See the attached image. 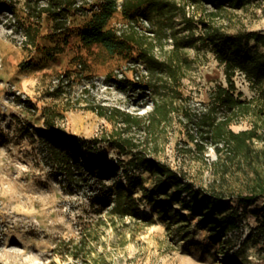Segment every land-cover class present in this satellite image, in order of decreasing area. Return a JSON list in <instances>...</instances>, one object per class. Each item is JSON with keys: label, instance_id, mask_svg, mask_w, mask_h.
Returning a JSON list of instances; mask_svg holds the SVG:
<instances>
[{"label": "rangeland", "instance_id": "obj_1", "mask_svg": "<svg viewBox=\"0 0 264 264\" xmlns=\"http://www.w3.org/2000/svg\"><path fill=\"white\" fill-rule=\"evenodd\" d=\"M5 3L10 0H0V116L7 133V141H0V264H103V261L110 264H264L254 246L248 249L247 258L240 256L242 260L236 262L230 249L224 250L221 244L212 242L208 231L197 224L198 218H185L190 234L178 228L180 223L169 227L144 196L156 181L141 165L135 171L140 173L144 188L136 190L135 196L143 198L142 208L154 222L129 216L121 218L108 212V208L99 210L102 204L93 198L98 184L84 181L81 185H72L66 176L55 175L43 160L41 143L23 132V127L28 126L37 138L36 129L49 130L43 109L51 106L61 114L55 122L61 132L94 140L114 138L115 131H124V135H131L138 143V150L185 173L196 185L206 187L213 182L230 196L251 193L255 187L260 189L259 183L264 185V143L256 141L255 144L262 157L259 162L236 160L230 163L226 179H222V164H215L218 154L214 144L208 138L200 150L199 137L186 119V113L200 114L209 106L218 82L226 84L223 66L213 52L206 47L186 46L187 63L181 84L177 85L183 94L174 97L177 108L170 119L159 126L146 128L141 124L125 131L122 121L111 120L89 107L117 106L147 119L154 102L143 77L145 65L136 62V57L110 55L99 45L84 47L79 31L85 26L86 17L80 15L71 17L69 41L63 52L49 57L44 52L30 51L22 45L21 34L7 26L11 13L2 10ZM20 6L18 2L17 7ZM201 14L202 10L198 9L196 17ZM139 20V29L150 34L148 20ZM177 21H183L180 15ZM219 22L231 33L253 30L264 33V0H248L243 7L229 9ZM129 23L118 9L109 27L122 30ZM44 26L42 45L57 41L63 44V36L52 38L48 23ZM196 31L202 32L201 24ZM250 47H256L254 40L250 41ZM172 48L173 40L169 38L163 46L156 47V53L165 57ZM260 49L264 51L263 47ZM29 61L31 66L25 68L23 64ZM235 80L244 96L254 95L245 75L239 73ZM128 81L135 85H128ZM18 96L29 99L37 108L24 110ZM252 121L251 117L242 118L232 127L236 131L248 129ZM98 147L97 154L112 162L131 157L121 154L108 141L99 142ZM226 152L223 151V156ZM253 165L259 169L260 176L254 172ZM104 182L110 183L111 179L106 178ZM260 193L258 201L249 206L248 224H256V212L264 205V190ZM248 224L244 226L245 233L249 230ZM83 233H88L91 239L85 249L88 263H82V258L76 263L69 255L61 256L58 243L78 240Z\"/></svg>", "mask_w": 264, "mask_h": 264}, {"label": "trees", "instance_id": "obj_2", "mask_svg": "<svg viewBox=\"0 0 264 264\" xmlns=\"http://www.w3.org/2000/svg\"><path fill=\"white\" fill-rule=\"evenodd\" d=\"M18 2H21L20 7H17ZM246 2L248 0H10L2 5V10L11 13V22L7 26L21 34L22 45L30 51L44 52L49 57L63 52L69 41L71 17L80 15L86 17L85 26L79 31L84 47L99 45L110 55L136 57V62H142L146 69L143 77L154 102L147 119L117 106L100 104L89 107L111 120L122 121L125 131L141 124L151 128L167 122L177 108L174 97L183 94L178 86L187 63L184 48L206 47L212 51L223 66L226 84L218 82L211 93L209 106L200 114L186 113V119L199 137L197 146L200 150L208 138L214 144L218 154L215 164H222L220 178L226 179L230 163L252 160L253 164L261 160L255 144L256 141L264 143V51L260 49L264 48V33L256 30L231 33L219 22L229 9L243 7ZM188 5L194 6L192 14ZM118 9L130 22L122 30L109 27ZM198 9L202 10L200 17H196ZM179 15L183 19L181 27L177 21ZM140 18L148 20L152 34L139 29ZM45 22L49 35L52 38L63 36V44L57 41L42 45ZM199 24L202 25L200 34L196 31ZM169 38L173 40V48L161 57L156 53V47L163 46ZM252 40L256 47H250ZM31 64L29 61L23 65L29 68ZM238 71H243L250 81L254 90L252 97L244 96L239 89L235 80ZM127 84L135 85L132 81ZM18 99L26 111L37 108L29 99L21 96ZM43 115L49 130L33 127L39 133L37 138L28 126L23 127V132L41 143L43 160L55 175L66 176L72 185H81L84 181L98 184L93 198L102 204L99 210L108 208V212L121 218L129 216L147 223L154 222L142 208L143 198L135 196L136 190L144 188L140 173L135 171L141 165L156 181L153 189L144 196L169 227L180 223L178 228L186 230L188 220L185 218H198L197 224L208 231L212 242L221 244L224 250L230 249L236 262L242 260L240 256L247 258L248 249L253 246L264 261V205L256 212V224H248L246 219L249 206L258 201L260 191L264 190L261 183L260 189L255 187L251 193L230 196L213 182L206 187L196 185L185 173L144 154L137 149L138 143L133 137L124 135V131H115L114 138L89 140L59 131L55 122L61 114L54 107H44ZM246 117L253 118L250 128L233 129L234 122ZM1 118L0 141H7ZM102 141L111 142L121 154H130L131 157L112 162L99 156L98 144ZM253 168L260 176L259 169L255 165ZM106 178L111 182L105 183ZM177 206L188 215H183ZM246 222L249 230L245 233ZM185 232L190 234L191 231ZM90 235L93 236L92 232ZM90 243L88 233H83L78 240L60 241L57 250L61 256H71L76 263L81 258L82 263H88L85 249ZM103 264L110 263L103 261Z\"/></svg>", "mask_w": 264, "mask_h": 264}, {"label": "built area", "instance_id": "obj_3", "mask_svg": "<svg viewBox=\"0 0 264 264\" xmlns=\"http://www.w3.org/2000/svg\"><path fill=\"white\" fill-rule=\"evenodd\" d=\"M187 8H188V9H189V11H190V10H192V9L194 8V6H193V5H192V6L188 5V6H187ZM239 73H241V74L245 75V73H244L243 71H238V73H237V74H239Z\"/></svg>", "mask_w": 264, "mask_h": 264}]
</instances>
